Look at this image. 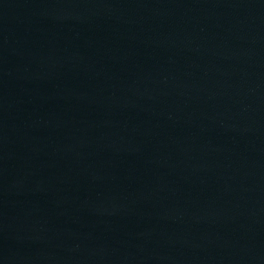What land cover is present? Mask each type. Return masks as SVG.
Returning a JSON list of instances; mask_svg holds the SVG:
<instances>
[{
  "label": "water",
  "instance_id": "water-1",
  "mask_svg": "<svg viewBox=\"0 0 264 264\" xmlns=\"http://www.w3.org/2000/svg\"><path fill=\"white\" fill-rule=\"evenodd\" d=\"M0 264H264V0H0Z\"/></svg>",
  "mask_w": 264,
  "mask_h": 264
}]
</instances>
